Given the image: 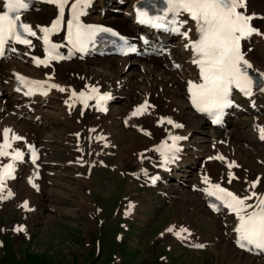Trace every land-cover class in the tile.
Here are the masks:
<instances>
[{
  "label": "bare ground",
  "instance_id": "1",
  "mask_svg": "<svg viewBox=\"0 0 264 264\" xmlns=\"http://www.w3.org/2000/svg\"><path fill=\"white\" fill-rule=\"evenodd\" d=\"M109 1L111 0H92L91 13L80 17L81 23L86 27L101 26L128 36H134L135 27L133 23H128L126 16H115L109 13L108 8L102 14L104 6ZM137 1L131 0L130 6L132 7ZM250 1L256 4L258 1L261 2V0H248L249 5ZM71 3H74V0ZM263 3L264 1H262ZM239 11L247 15V8L243 7ZM130 12L129 7L124 13L129 15ZM57 16L58 10L53 6H48L37 14L34 12L27 14L24 20L37 32L38 39L35 40L30 48H22L17 54H9L0 61V97H6L5 104L0 103V144L4 143L2 135L4 129L11 130L8 135L9 141H11L12 135L15 134L18 137H26L25 139H28L27 141L31 144V148L27 149L26 144L14 143L15 149L12 151L19 150L24 155V159L15 164L14 174L16 175V180L5 181V188L0 190V207L3 208L5 205H9L8 202L11 195H14V191L19 186L16 185L19 176L24 175L25 179L29 180L32 174L34 175V172H39L37 170L38 166L45 168L43 163L41 164L40 162L41 155L51 147L48 143L38 145L40 141L47 142L49 140L41 138L40 133L46 131L45 129L54 132L56 128L61 127L68 135L67 139L65 133L63 135V147L68 151V159L66 160L69 163L71 162L70 167L72 166L76 170L72 175L74 179H77L79 185L82 187L87 185L86 177L90 178V172L92 171L87 170L85 165L83 171V165L76 164L77 161L75 162L74 158L78 160L81 155L80 149H85L89 146L88 149L92 150L93 153V157L90 158V156L89 161H92L96 167L99 168V164H108L111 166L112 175L118 176L119 168L127 166L128 170H126L130 174L123 176L125 178V189L127 187H134L136 189L138 182L142 179L143 181H147V185L145 186L150 188L151 182L155 181L153 190L161 196L166 197L167 201H169L163 215L170 216L165 212L170 204L173 203V200H169L170 197H175L174 203L177 206L179 205L180 212L186 211V207L190 206V209L193 211L192 213H203L206 218H209V225H207L211 228H209V231L207 230L202 233L205 236L199 235L198 231L194 230L195 228L191 229V225L188 224V220L184 219L182 214V216L176 217L175 221H173L175 216L173 219L171 218V221L165 227L167 228V233L175 236V232L173 233V231L181 229V234L179 236L176 235L175 238L173 237L175 244L185 245L191 243L193 245H203L205 249L208 246H215L216 248V244L224 242L227 243L225 245L229 244L228 246L234 247L237 239L234 228L238 224L235 214L231 210H225L217 215H213L206 207V199L214 191L212 187L214 185L231 189L238 196H246L250 191H253L250 188V184L256 181L257 178H260V183L254 191L264 194V170L254 165L253 161L256 153L250 146V142L264 145V139L260 138L261 133L259 131L260 128H263V119L261 117L260 119L257 118L258 120L240 119V117L227 119L224 129L220 130L219 128H210L206 120L191 111L188 104L189 82L196 83L199 81L198 69H196V65L192 62L191 44L196 38L191 31L189 32V38L180 39L178 44L171 46L172 51L166 56L167 60H165L166 58L126 57L116 58L113 60L114 62H110V60L98 57H86L83 59L79 58L78 61L63 62L46 68H43L41 65L37 66L32 58L37 57L40 60L42 58L43 33L41 29L50 27L52 22L57 19ZM65 17L66 13L62 12L61 19ZM254 19H256V16ZM254 21L256 22V20ZM255 28L258 27L255 26ZM261 30L259 29L260 33H262ZM258 36L261 37V35ZM256 38L257 36L254 35L250 37V40ZM55 41L64 43L63 34L55 37ZM242 47L245 51L248 49L249 44L247 43V39L243 41ZM175 64H179L178 69H174ZM69 66L71 67L69 68ZM260 67H258V64L257 66L254 64L250 72L253 74L257 73V70L262 72ZM73 74L75 77L73 79L69 78L68 75ZM17 76L31 82H42L43 88L33 87L31 93L34 91L46 92L45 96L38 94L30 98V94H25L29 91V86L21 84L17 80ZM49 85H58L64 91L50 88ZM262 87H264V81L258 88L252 89L251 98L247 101V105L253 103V108L250 109L248 106L245 112L247 114L251 113L253 117L257 114L255 113L257 109L264 108V90H261ZM92 89H96V91L93 92L91 91ZM132 89L135 90L132 91ZM82 90L91 92L96 98L101 96L107 97V99L103 100V104L108 109L106 115L98 112L94 106H90L83 113L81 112L80 106L74 100L73 93ZM236 99L239 105L243 103L242 98L237 96ZM45 103L49 104L44 105ZM63 103H66V106ZM145 103L149 107L142 114H139L137 118L132 117L131 114L141 105H145ZM53 110H57L55 112L56 115ZM11 111L14 117L10 115ZM59 112L64 115H59ZM235 112L239 115L240 108L237 107ZM121 114L120 123L114 122L116 121L114 118H117ZM161 118L165 120L161 125H158V121ZM104 119L106 120L104 121ZM167 120H171L182 127H173L167 123ZM242 121H245L246 124H242ZM141 122L147 124L148 127L142 125ZM241 125L252 128L255 136L253 137L249 134L246 139L243 138L244 136L240 137L238 132L241 129L239 127ZM190 128L191 130L189 131ZM170 134L183 138L176 142L179 148L178 151H166L161 146V142ZM246 140H249V144L245 143ZM225 143L227 144L225 145ZM140 144H143L145 147L137 153L138 155H135L136 158H132L131 153L127 154V150L129 149H132L131 152H135L133 150ZM188 148H193V150L189 151ZM5 151L11 150L5 149ZM33 151L37 157L35 163H33ZM165 156L169 157L168 163H164ZM172 156L175 159H171ZM200 156H209L213 159L204 163L203 161L200 162ZM5 161L6 158L0 156V169ZM123 161L126 162L123 163ZM27 162L30 165L28 166V170L25 171ZM200 164L203 165L202 168L200 167L195 171V167L200 166ZM229 164H234V166L229 168ZM168 168L170 172L164 171ZM213 169L218 170V173H209L213 172ZM247 169L249 170V174L242 175L241 170ZM23 170L25 174H22ZM250 170L251 172L255 171V173H251ZM94 171L97 172L96 170ZM229 172L235 174V178L231 182H229ZM39 175L41 176L40 173ZM39 175L35 177V179L38 177V181L41 178ZM53 175L56 176L57 173H53ZM205 177L207 178V182H205ZM121 181L119 180V182ZM113 182L115 185V181ZM116 187L117 185H115V189ZM93 189L97 190L96 187H93L91 190ZM46 191L43 189L42 195H49ZM9 193H11L10 196ZM80 193L79 202L81 210L85 212L86 210L91 211L94 209L92 202L87 198V192L81 190ZM133 193L134 195L129 196V198L125 197L124 202L127 203L128 207L123 212L125 214V216L123 215L124 217L131 218L133 215H137L139 210L152 211L151 208L141 207L142 198L140 199L138 195H135L138 193L134 192V190ZM27 198L24 199L27 202V208L24 207L23 210L21 209V212H23L25 217L23 229H26L28 231L27 234L30 235L33 229L30 226V218L32 217V220L39 218V214L37 215V213L40 211L37 207H42V209L43 207L45 209L49 208V205L46 206V201L49 197L47 200L45 198H37L38 206L33 207L37 211L31 215H29V212H32L31 207L33 203L31 199L26 200ZM55 200L60 201V198H56ZM248 203H252V201H248ZM188 225L189 228L187 227L186 231H182ZM193 236L194 239L192 241ZM237 251L235 250L236 253ZM222 253L224 254V249ZM237 254L244 256V253L241 251H238ZM246 256L255 264H264L262 261L264 260V258L262 259L264 256L262 254H247Z\"/></svg>",
  "mask_w": 264,
  "mask_h": 264
},
{
  "label": "rangeland",
  "instance_id": "2",
  "mask_svg": "<svg viewBox=\"0 0 264 264\" xmlns=\"http://www.w3.org/2000/svg\"><path fill=\"white\" fill-rule=\"evenodd\" d=\"M262 1L264 0H261V2L258 1L257 4L250 1L247 13L252 15L258 14V20L256 19V22L253 21V24L259 27L260 30L262 29L261 31L264 33V3L262 4ZM47 7L48 6L35 13L37 14L41 12V10H45ZM123 11L124 9L119 10L120 17H123ZM129 22H131V18L128 19V23ZM260 38L261 37H259V39L256 38L252 46H250V48L253 49L248 50L249 47L246 49V57L251 64H255L256 66L258 64V67L261 66L260 69L264 73V47L261 48L264 46V41ZM115 59V57H110L104 60H110L111 62ZM70 67L71 66H69V68ZM68 76L72 79L75 77L74 74ZM133 90L135 89H132V91ZM5 100V96L0 97V103L5 104ZM46 104L49 103H45L44 105ZM118 107H120V105H118ZM44 108L46 107L44 106ZM53 112L56 115L55 112H57V110H53ZM10 115L14 117L12 111ZM59 115L64 114L59 112ZM256 115L253 117L251 114L243 113L240 119L248 118L251 120L260 119L261 117L263 119V128L260 129L261 133V131L264 130V109ZM121 116L122 114L114 118L116 120L114 122L120 123ZM105 120L106 119H104V121ZM241 123L246 124L245 121ZM141 124L148 127L144 122H141ZM239 127H241L238 132L240 137L244 136L243 138L246 139L249 134L253 137L255 136L253 129L249 126L244 127V125H241ZM56 129L54 132L45 129L46 131L40 133L41 138L49 140H47V142L40 141L38 145L48 143L51 147L45 150L46 152H43L41 155L40 162L41 164L43 163L45 168L38 166L37 170H39V172H34V175L32 174L29 180L25 179L24 175H21L16 182V185L20 187L17 186L14 195H11L9 199L11 202L9 201V205H5L3 208L0 207V264H255L247 258V254H244V256L237 254L238 251L236 253L234 247L228 246L229 244L225 245L227 243L224 242L218 243V245L216 244V248L215 246H208L205 247V249L204 247H195L191 243L185 245L179 243L175 244L174 238L176 236V231L181 232V229L173 231V233L175 232V236L167 233V228L165 227L171 221V218L173 219L175 216L173 220L175 221L176 217L183 215L184 219L188 220V224L191 225V229L195 228L194 230H196V232L198 231L197 233L201 236H205V234L202 233L207 230L209 231V228H211L208 226L209 218H206L203 213H192L193 211L190 209V206H188V208L186 207V211L180 212L179 205L177 206L174 203V200H176L175 197H170L169 200H173V203L170 204L165 212L170 216L167 217L163 215L169 202L166 197L156 193L153 190V186L150 188L145 186L147 185V181H143V179L138 182V187L136 189H134V187H127L125 189V178H123V176L130 174L129 171H127V166L119 168L118 176H115V174L112 175L111 166L108 164H99L100 167H96L92 161H89V159L93 157L92 150L88 149L89 146L85 149H80L81 155L78 160L74 158V161H77L76 164L83 165V171L84 165L87 170L92 171L90 172L91 176L89 175L90 178L86 177L87 185L84 187L79 185L77 179H74L72 175L76 170L72 166L70 167L71 162H67L68 151L63 147V135L65 133L66 139L68 135L64 132L63 128L58 127ZM190 130L191 128L189 131ZM25 138L26 137H24V139ZM25 140L27 141L28 139ZM24 143L25 142H23V144ZM245 143L249 144V140H246ZM226 144L227 143H225V145ZM250 146L256 153L254 161L252 160L255 164L252 163L261 170H264V145L250 142ZM144 147L143 144L137 145L133 150L135 152H131L132 149H129L127 150V154L131 153V157L133 156L132 158H136L135 155ZM188 149L189 151L193 150V148ZM194 151L196 150L194 149ZM217 155L219 154L217 153ZM203 157L204 156H200V162H208L209 156ZM126 161H123V163ZM26 165L25 171L28 170L30 164L27 162ZM200 167L202 168V164H200V166L198 165V167L196 166L195 171ZM25 171L22 174H25ZM53 173H57V175L55 176ZM209 173H218V170L213 169V172L211 171ZM251 173H255V171ZM241 174L248 175L249 170H241ZM37 175L41 177L39 181L38 177L35 179ZM30 180L31 183H29ZM119 180L123 181L119 182ZM113 181H115V185H117L116 189ZM33 185H35V187ZM93 187H96L97 190H91ZM43 189L47 190L46 192L49 194H45L47 197L42 195L41 192ZM81 190L87 192V198L90 199L89 201L93 204L94 209L91 211L86 210L83 212L80 208L79 197ZM133 190L138 193L135 195H138L140 199L142 198V202L140 203L141 207L151 208L152 211L139 210L137 215H133L131 219L129 217H124L125 214L123 212L128 207L127 203L124 202L125 197L129 198V196L134 195ZM126 194L128 195L126 196ZM48 197L49 199L47 200ZM25 198H27L26 200L31 199L33 203L31 207L32 212H29V215L32 213L35 214V211H37V209L33 208L38 206L37 198H45L47 200L46 206L49 205V208H51L45 209L43 207L42 209V207H37L40 211L37 213V215L39 214V218H37V220H32V217L30 218V226L33 228L30 235L27 234L28 231L26 229H23V231H16L18 228H23L25 217L21 211L24 208ZM54 198H60V201H56ZM65 209L66 211H64ZM187 227L189 228V225L185 226L183 230H186ZM193 239L194 236L192 237V241ZM190 244L192 248H190ZM223 249L224 254L222 253Z\"/></svg>",
  "mask_w": 264,
  "mask_h": 264
},
{
  "label": "snow or ice",
  "instance_id": "3",
  "mask_svg": "<svg viewBox=\"0 0 264 264\" xmlns=\"http://www.w3.org/2000/svg\"><path fill=\"white\" fill-rule=\"evenodd\" d=\"M49 2L56 5L58 16L50 27L41 29L42 38L44 44L47 45L45 49L46 60H58L62 58L56 53L59 45L50 44L48 37L60 25L66 0H49ZM86 3L87 0H75L72 5L73 21L68 24V43L77 51L84 50L95 31L104 30L95 29L92 26L85 27L79 23L78 17L81 14L79 9ZM168 3L174 15L186 12L197 24L199 39L191 44V49L194 53L192 62L197 65L202 82L198 84L189 82L188 91L193 106L198 111L214 116L213 122L216 123L219 121L222 109L231 103L229 95L233 85L239 88L244 95H252L253 80L246 72V68H250L251 65L244 60L241 54L240 41L252 34L264 35V33H260L258 29L252 26L251 21L255 17L247 16L244 12L239 11V9L244 7V0H168ZM7 4V10L0 14V56H3L5 47L10 44L31 45V41L27 37L36 35L31 26L22 23L20 16L15 14L19 9L27 7L25 0H7ZM182 23L178 24L174 30L179 32V27L182 26ZM182 35L186 36V33H182ZM11 50L15 51L14 48ZM32 59L37 66L42 63L47 66L45 61L37 57ZM16 78L21 84L29 86V91L25 94H31L33 87L43 88L42 82L27 81L20 76ZM49 87L64 91L58 85H49ZM261 90H264V87ZM91 91L95 92L96 89ZM43 94H46V92ZM75 95L76 93H73V96ZM83 95V93H80L81 97ZM104 99H107V97H100V100ZM148 107L147 103L141 105L132 113V116L142 114ZM167 123L173 127H182L171 120H167ZM10 132V129L3 130L4 143L0 144V156L8 155L5 149L11 146V141L20 139V137L13 134L11 141H9L8 135ZM260 138L264 139V130L261 131ZM171 139L174 151H178L179 149L175 148V143L183 138L173 136ZM219 158L223 159L222 157ZM12 159H21L20 153L18 151L15 152ZM36 159L37 157L33 151V163H35ZM171 159H175V157L172 156ZM210 159L213 158L210 157ZM164 162L168 163L169 157L166 156ZM233 166L234 164L228 165L229 168ZM13 171L14 166L11 163L0 171V189H2L4 181L11 178ZM232 179L234 177L229 172V182ZM205 182H207L206 177ZM29 183H31V180ZM259 183L260 178L251 182L250 188L253 191L243 197L226 191L219 185L212 186L214 191L210 194L216 195L219 193L220 195H217V199L221 200L235 214L238 221L237 226L234 228L237 234V245L248 251L257 249L264 252V194L254 191ZM33 186L35 187V185ZM10 195L11 193H9ZM248 201H252V203H248ZM23 207L27 208V202H25ZM16 231H23V228H18ZM177 235L179 236L180 234L177 233ZM194 246L203 247V245Z\"/></svg>",
  "mask_w": 264,
  "mask_h": 264
}]
</instances>
